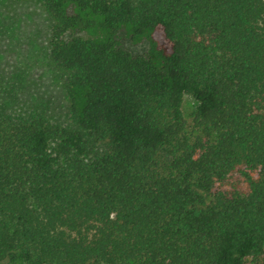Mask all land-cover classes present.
Listing matches in <instances>:
<instances>
[{
    "label": "trees",
    "instance_id": "trees-1",
    "mask_svg": "<svg viewBox=\"0 0 264 264\" xmlns=\"http://www.w3.org/2000/svg\"><path fill=\"white\" fill-rule=\"evenodd\" d=\"M38 2L44 43L0 0V261L264 264V0ZM39 67L62 120L20 106Z\"/></svg>",
    "mask_w": 264,
    "mask_h": 264
},
{
    "label": "rangeland",
    "instance_id": "rangeland-1",
    "mask_svg": "<svg viewBox=\"0 0 264 264\" xmlns=\"http://www.w3.org/2000/svg\"><path fill=\"white\" fill-rule=\"evenodd\" d=\"M8 11L20 16L23 25V37L28 34L35 33V40L45 42L48 38V19L40 6L38 0H8ZM73 34H81L80 32H67L65 38H70ZM119 43L121 47L132 54H141L147 48L146 41L139 43H131L123 33L119 35ZM19 50H16L6 39L0 37V71L9 73L15 68L16 59ZM63 89L54 84L48 77L42 67L36 68L27 80L26 86L20 95V106L29 107L35 97L44 98L49 104L50 114L56 119L66 118L68 111V102ZM181 109L183 116L190 127L192 125V111L196 105V100L190 94H184L181 98ZM191 129V128H190ZM224 190H244V183L238 173L228 176L223 183L219 185ZM7 264L5 260L0 261ZM12 264V263H8ZM19 264V263H16Z\"/></svg>",
    "mask_w": 264,
    "mask_h": 264
}]
</instances>
